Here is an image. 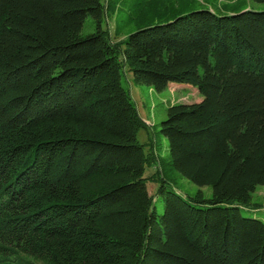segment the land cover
I'll return each instance as SVG.
<instances>
[{"label": "trees", "instance_id": "16d2710c", "mask_svg": "<svg viewBox=\"0 0 264 264\" xmlns=\"http://www.w3.org/2000/svg\"><path fill=\"white\" fill-rule=\"evenodd\" d=\"M105 10L0 0V264H264V220L242 212L264 185V10L191 9L124 38ZM126 66L137 83L203 96L170 105L160 132L210 198L157 169L156 208L145 170L159 159L138 138L148 125Z\"/></svg>", "mask_w": 264, "mask_h": 264}, {"label": "rangeland", "instance_id": "374dc122", "mask_svg": "<svg viewBox=\"0 0 264 264\" xmlns=\"http://www.w3.org/2000/svg\"><path fill=\"white\" fill-rule=\"evenodd\" d=\"M104 3L106 10L102 18V26L109 28L112 36L118 29L117 35L121 36L120 38L128 36L130 32L139 28L163 22L169 16L191 9L209 7L217 13L239 12L249 8L264 10V1L256 2L254 0H110L109 9H107V0H104ZM95 30L96 21L90 15L84 22L82 34L86 35ZM114 39L117 40L119 37ZM122 82L130 92L139 115L148 125L147 128L139 129L138 138L145 143L146 151H152L159 159L157 167L154 164H147L145 170V175L148 176V191L154 197L158 211L163 212L164 201L156 193L160 182L158 174H155L157 169L164 172L171 183L170 186L177 187L184 195L196 197L199 193L201 198H210L213 194L211 186L197 185L172 166L168 139L160 132V123L166 118L170 105L182 102L191 103L203 98L197 87L179 83H176L177 86H175L176 84L171 83L167 88L158 91L150 85L135 82L133 71L127 66L122 75ZM254 203H257L258 206H254ZM249 205V207H242L244 215L256 216L264 220V185L257 186ZM27 259L36 264H48L32 255H27Z\"/></svg>", "mask_w": 264, "mask_h": 264}, {"label": "crops", "instance_id": "0c3cea01", "mask_svg": "<svg viewBox=\"0 0 264 264\" xmlns=\"http://www.w3.org/2000/svg\"><path fill=\"white\" fill-rule=\"evenodd\" d=\"M173 85H175L176 83H172ZM175 86H177V84L175 85ZM193 88V87H192ZM191 90H197V89H191Z\"/></svg>", "mask_w": 264, "mask_h": 264}]
</instances>
